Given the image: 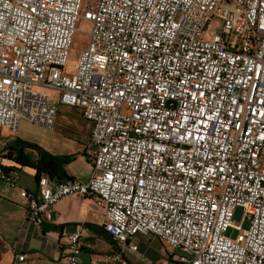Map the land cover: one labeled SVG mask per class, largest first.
Segmentation results:
<instances>
[{
	"label": "built area",
	"instance_id": "built-area-1",
	"mask_svg": "<svg viewBox=\"0 0 264 264\" xmlns=\"http://www.w3.org/2000/svg\"><path fill=\"white\" fill-rule=\"evenodd\" d=\"M49 91L90 122L93 167L85 182L41 175L38 196L21 190L29 222L79 193L115 241L90 264H124L137 235L180 264H264V0H0V128L53 130ZM16 178L0 166L5 188ZM66 240L77 264L80 231Z\"/></svg>",
	"mask_w": 264,
	"mask_h": 264
},
{
	"label": "crops",
	"instance_id": "crops-1",
	"mask_svg": "<svg viewBox=\"0 0 264 264\" xmlns=\"http://www.w3.org/2000/svg\"><path fill=\"white\" fill-rule=\"evenodd\" d=\"M49 93V102L57 105L58 93ZM58 107L57 105V111ZM73 109L81 116L79 108ZM82 119L77 121L81 122L82 127L71 125L73 138H79L81 142L65 137L53 129L47 145L40 146L53 154L71 156L65 165L67 177L85 182L93 167L92 162L84 155L91 124ZM22 121L28 122L21 119L19 125ZM15 137L29 141L18 134V129L12 134L0 128V166L6 168V171H17L15 186L5 188L0 181V264H12L14 255L20 253L27 254L25 264H66V235L76 230L81 233V254L77 264H90L91 260L100 259L112 249V244L102 234V214L94 210L83 195L73 193L60 198L50 208L51 219L43 221L39 226L26 219L28 200L21 197L19 192L27 190L38 196V186L33 168L21 166L5 157L14 155L9 145ZM139 245L141 251L137 248L136 251L129 252L131 255L128 257V264H154L152 257L157 251L146 247L144 243ZM162 248L164 247L160 249Z\"/></svg>",
	"mask_w": 264,
	"mask_h": 264
},
{
	"label": "rangeland",
	"instance_id": "rangeland-1",
	"mask_svg": "<svg viewBox=\"0 0 264 264\" xmlns=\"http://www.w3.org/2000/svg\"><path fill=\"white\" fill-rule=\"evenodd\" d=\"M216 22L212 24L209 32L214 33L216 31ZM88 28V23L85 21L80 20L77 25V30L75 33L74 41L69 53V57L65 64V72L70 74L75 66L78 51L85 45V34L84 31H86ZM58 104V111H57V117L56 122L54 125V131H57L59 134L65 136V137H72V140L75 139L77 142H81L79 138H73V132H72V126L74 125L82 127L81 122H77L78 119H82L80 114L75 113V109H73L74 106L66 105L63 103ZM84 120V119H82ZM70 123V124H69ZM2 130L9 131L6 127H1ZM52 131L40 126L36 125L34 123L25 122L22 121L18 127V134L21 137L27 138L29 141H32L33 143H36L41 146H46L48 139L52 135ZM241 209L237 208L234 213V220H238L240 218ZM243 226H247V221L245 220L243 222ZM237 231L229 228L227 231V235L230 237H234L236 235ZM135 244H137V248L139 251H141L140 243H144V245L148 248L151 247V249L157 251V254H155L152 259L154 261V264H180L175 261H173L172 256L174 254H178V249L171 250L170 248L164 246L156 237L152 235H144V236H137L134 239ZM161 247L162 250L160 249ZM162 251V252H161ZM129 253H126L125 255V263L128 264V257L130 258Z\"/></svg>",
	"mask_w": 264,
	"mask_h": 264
},
{
	"label": "trees",
	"instance_id": "trees-1",
	"mask_svg": "<svg viewBox=\"0 0 264 264\" xmlns=\"http://www.w3.org/2000/svg\"><path fill=\"white\" fill-rule=\"evenodd\" d=\"M13 150V156H5L21 166H28L35 170L36 179L46 175L51 179L60 181L67 179L66 163L71 159L69 155L53 154L40 145L22 140L18 137L12 139L9 145ZM6 170V168H4ZM103 236L115 246L114 239L102 228Z\"/></svg>",
	"mask_w": 264,
	"mask_h": 264
}]
</instances>
